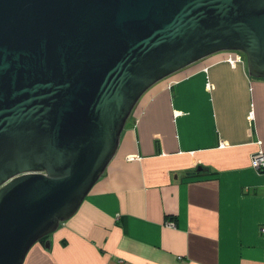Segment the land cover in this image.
Returning <instances> with one entry per match:
<instances>
[{"label":"water","instance_id":"water-1","mask_svg":"<svg viewBox=\"0 0 264 264\" xmlns=\"http://www.w3.org/2000/svg\"><path fill=\"white\" fill-rule=\"evenodd\" d=\"M221 50L264 77V0H0V264L76 211L150 86Z\"/></svg>","mask_w":264,"mask_h":264},{"label":"crops","instance_id":"crops-1","mask_svg":"<svg viewBox=\"0 0 264 264\" xmlns=\"http://www.w3.org/2000/svg\"><path fill=\"white\" fill-rule=\"evenodd\" d=\"M257 151L264 77L242 52L206 55L144 92L103 173L22 264H264Z\"/></svg>","mask_w":264,"mask_h":264},{"label":"built area","instance_id":"built-area-1","mask_svg":"<svg viewBox=\"0 0 264 264\" xmlns=\"http://www.w3.org/2000/svg\"><path fill=\"white\" fill-rule=\"evenodd\" d=\"M236 60H242V57L239 55ZM251 165L254 168L258 169H264V152L262 151H257L254 152L251 155ZM169 224V223H168ZM170 225V224H169ZM264 230V227L262 228Z\"/></svg>","mask_w":264,"mask_h":264},{"label":"trees","instance_id":"trees-1","mask_svg":"<svg viewBox=\"0 0 264 264\" xmlns=\"http://www.w3.org/2000/svg\"><path fill=\"white\" fill-rule=\"evenodd\" d=\"M47 235H45L44 237H42L39 241H43L47 237Z\"/></svg>","mask_w":264,"mask_h":264},{"label":"rangeland","instance_id":"rangeland-1","mask_svg":"<svg viewBox=\"0 0 264 264\" xmlns=\"http://www.w3.org/2000/svg\"><path fill=\"white\" fill-rule=\"evenodd\" d=\"M239 52H240V51H239ZM143 94H144V93H143ZM143 94H142V95H143ZM139 99H140V98H139ZM135 105H136V104H135ZM133 108H134V107H133Z\"/></svg>","mask_w":264,"mask_h":264}]
</instances>
